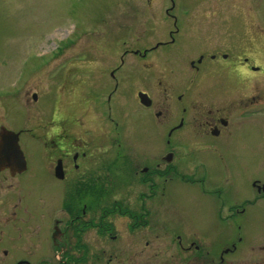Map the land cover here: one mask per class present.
<instances>
[{"label":"flooded vegetation","instance_id":"af4514ba","mask_svg":"<svg viewBox=\"0 0 264 264\" xmlns=\"http://www.w3.org/2000/svg\"><path fill=\"white\" fill-rule=\"evenodd\" d=\"M164 1L167 5L162 15L164 24H155V14H149L148 38H138L133 48H124L117 63L109 68L110 91L101 109L109 110L112 101V108H119L115 104V93L127 100L133 99L163 127L165 150L140 161L133 148L127 147L129 142L121 136L128 131L122 127V119L129 116L123 114L122 109L120 113L118 110V115L114 113L111 117L108 114L110 133L115 134L111 144L114 150L108 151L106 119L99 108L100 134L105 139L95 142L91 139L95 136L91 130L84 134L75 131V126L81 125L75 116L59 115L57 101L44 109L40 105L42 95L37 93L30 99L25 97L23 102L14 99L8 91L2 97L0 264L13 256L16 264H29L28 260L35 256L44 257L41 261L69 264L76 252L83 251L86 255L88 248L78 249L81 235L84 230L95 227L105 229L107 239L112 242L118 240V234L109 233L112 230L118 232L117 225L121 223L129 230L128 234L143 229L155 237L152 227L160 226L154 216L164 207L163 199L172 184L171 192L181 184L201 187L202 193L205 192L203 187L210 185L206 194L215 198L229 192L227 186L232 185V175L226 156H233L238 148L254 149L252 142L243 141L245 137L255 138L256 134H241L244 126L254 124L264 128L261 120L254 119L264 115V50L253 47L254 30L249 10L239 6L240 3L251 6V2ZM237 16L244 26L239 34L232 28ZM167 50H173V53L163 55ZM175 65L183 70L178 81L171 79L168 71ZM158 67H162L166 85L156 81ZM148 84L151 92L146 87ZM155 85L162 93L156 94ZM152 97L160 99L154 101ZM156 104L165 108L156 111ZM20 107L26 112H18ZM259 132L264 138V129ZM262 146L258 148L263 150ZM259 152L263 158L256 171L264 168V151ZM117 158V162L121 161L123 167H127L130 182L125 190H119V178L108 206L105 205L108 197L105 186L108 180L114 183L109 169ZM209 164L219 166L214 175L209 173ZM248 180L254 203L232 204L226 209L227 220H235L247 207L264 201V181L258 176H248ZM45 181L62 183L64 192L41 220L44 206L52 199L48 192L43 193ZM132 185L136 188L131 191ZM33 186L39 193L36 199L29 196ZM99 203L101 210L96 212ZM187 234V237L176 234L168 242L175 238L177 250L187 253L185 259L191 256V259L203 262L208 254L198 245V233L187 231ZM40 237L49 251L31 255L33 241H40ZM74 239H79L78 243L75 241L77 247L72 242ZM229 246L218 254V260L205 261L222 263L225 256H233L237 251L235 243ZM257 248L264 253L263 244ZM14 250L22 251L23 255L15 256ZM81 258L84 259L82 255Z\"/></svg>","mask_w":264,"mask_h":264},{"label":"rangeland","instance_id":"374dc122","mask_svg":"<svg viewBox=\"0 0 264 264\" xmlns=\"http://www.w3.org/2000/svg\"><path fill=\"white\" fill-rule=\"evenodd\" d=\"M148 1L0 0V95H2L0 116L4 104L2 97L7 91L14 99L22 102L25 97L30 99L32 94L37 93L42 95L40 105L44 109L53 106L52 104L57 101L61 117L71 114L75 116L77 123L81 122V125L75 126L77 128L75 131L84 134L91 130L95 135L91 136V139L99 142L105 139L100 134L102 118L97 114L99 108L106 119V140L110 151L114 150L111 144L115 134L110 133L112 127L108 114L111 117L114 113L118 115L122 109V113L129 116L122 119V127L128 128V131L121 133V136L129 142L127 147L133 148L140 161L154 152L157 154L165 150L163 127L156 123L150 112L137 106L133 99L127 100V97L122 98L115 93V104L119 105V108L114 110L112 101L109 110L101 109L102 102L105 104L106 94L110 91L109 68L117 63L122 50L133 48L138 38H148L149 14H155L157 18L155 24H164L162 15L167 7L165 1L153 0L150 4ZM185 1L188 0H183ZM249 2L251 6H244L242 3L237 5L242 9H255L253 13L256 15L252 14L251 21L254 30L252 44L253 47L264 50V0ZM236 13L238 14V10ZM232 28L236 34L243 31L241 18L237 16L234 19ZM168 52L172 54L173 50L163 51V55ZM161 69L162 67H158L155 70L156 81H162V85H166L164 82L167 79L162 75ZM171 70H168L171 73L170 78L178 81L183 70L179 66ZM142 72L145 76V72ZM146 87L151 92L149 84ZM155 87L158 90L156 94L162 93L158 85ZM152 98L154 101L160 99ZM155 108L157 111L165 107L156 104ZM18 112L23 114L26 111L24 107H20ZM254 119L261 120L264 124V115ZM0 122L3 120L0 119ZM251 125L244 126L240 133L256 134L255 138L250 140L249 137H245L243 141L252 142L254 149L238 148L233 156H226L232 175L230 177L232 185L227 186L229 192L215 198L206 194V189H209L210 185L203 187L205 192L202 193L201 187L182 184L171 192L170 190L174 188L172 184L163 199L164 207L154 216L160 226L155 229L152 227L155 230V237L149 236L150 232L143 229L128 234L129 230L124 229L122 223L117 225L118 232L112 230L109 233L118 234V240L113 242L107 239L105 229L100 230L98 227L86 229L81 235L78 249L88 248V251L85 256L83 251L76 252L74 260L69 261V264H213L205 260L210 258L218 260V254H221L225 247H230L231 243L237 245L236 253L230 257L225 256L222 263L218 261L214 263L264 264V253L257 248L264 245V201L260 200L256 205L247 207L245 213L237 216L235 220L225 218L228 214L226 209L232 204L238 202L245 204L247 201L254 203L255 197L248 188V176L253 178L258 176L264 181V168L260 171L255 170L263 158L259 151L263 152L264 149L258 147L264 145V138L259 132L264 128ZM117 160L118 158L109 169V173L114 176V183L108 180L107 187L105 186L108 193L105 205L108 206L111 204L113 187L119 178V190H125L130 182L127 167L124 168L121 161ZM218 170L219 166L209 164L210 174L214 175ZM44 184L43 193L48 192L52 199L44 206L41 220H44L48 208L54 207L64 192V185H60L62 183L45 181ZM135 188L136 186L132 185L129 189L132 191ZM38 194L35 186L29 191V196L34 199L39 196ZM101 206V203L97 205L96 212L101 210ZM187 231L198 233V245L201 251L208 254L203 262L195 261L191 256L185 259L184 255L187 253H180L177 250L175 238L168 242L170 237H176V234L187 237ZM78 240L74 239L73 244L75 245V241L78 243ZM42 241L43 237H40V241L38 239L33 241L31 255L49 251V247L46 248ZM146 242H149V246L145 245ZM38 243L40 245H37ZM12 253L15 256L23 255L20 250H14ZM13 258L14 256L4 264H16ZM42 258L44 257L35 256L28 262L58 264L54 260L41 261Z\"/></svg>","mask_w":264,"mask_h":264},{"label":"bare ground","instance_id":"6f19581e","mask_svg":"<svg viewBox=\"0 0 264 264\" xmlns=\"http://www.w3.org/2000/svg\"><path fill=\"white\" fill-rule=\"evenodd\" d=\"M253 12H255V9L249 10V14H250V17H251V21H252V14H255L256 15V13H253ZM256 24H259V23H256ZM252 25H253V23H252Z\"/></svg>","mask_w":264,"mask_h":264},{"label":"water","instance_id":"95a60500","mask_svg":"<svg viewBox=\"0 0 264 264\" xmlns=\"http://www.w3.org/2000/svg\"><path fill=\"white\" fill-rule=\"evenodd\" d=\"M144 97H145V96H144ZM6 133H7L8 135H10V134H11V132H9V131H7Z\"/></svg>","mask_w":264,"mask_h":264}]
</instances>
